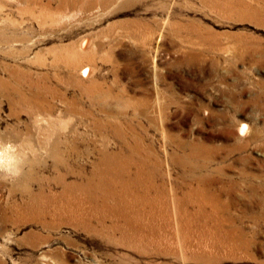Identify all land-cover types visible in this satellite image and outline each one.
<instances>
[{
  "label": "rangeland",
  "instance_id": "374dc122",
  "mask_svg": "<svg viewBox=\"0 0 264 264\" xmlns=\"http://www.w3.org/2000/svg\"><path fill=\"white\" fill-rule=\"evenodd\" d=\"M0 264H264V0H0Z\"/></svg>",
  "mask_w": 264,
  "mask_h": 264
},
{
  "label": "clouds",
  "instance_id": "9594fccd",
  "mask_svg": "<svg viewBox=\"0 0 264 264\" xmlns=\"http://www.w3.org/2000/svg\"><path fill=\"white\" fill-rule=\"evenodd\" d=\"M46 120L50 126V135L39 145L35 143L34 136L30 138L18 132L0 139V181L15 184L34 166L51 158V137L66 136L72 129L75 117L57 112L49 119L39 110H33L30 126L33 130L43 128Z\"/></svg>",
  "mask_w": 264,
  "mask_h": 264
}]
</instances>
